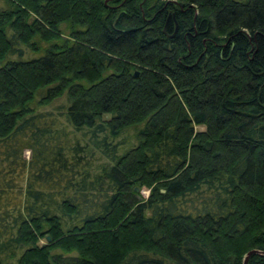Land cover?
Wrapping results in <instances>:
<instances>
[{
	"label": "trees",
	"instance_id": "obj_1",
	"mask_svg": "<svg viewBox=\"0 0 264 264\" xmlns=\"http://www.w3.org/2000/svg\"><path fill=\"white\" fill-rule=\"evenodd\" d=\"M0 2V264L264 253V0Z\"/></svg>",
	"mask_w": 264,
	"mask_h": 264
},
{
	"label": "rangeland",
	"instance_id": "obj_2",
	"mask_svg": "<svg viewBox=\"0 0 264 264\" xmlns=\"http://www.w3.org/2000/svg\"><path fill=\"white\" fill-rule=\"evenodd\" d=\"M46 109H49V107H46ZM194 129H195L196 132H199V131H203L205 128L203 126H195ZM24 156L26 157V159H28L29 156H30L29 152L28 151L25 152ZM139 193H140V196L145 200L148 197V195H149V190L146 189V188H141ZM39 244L40 245L46 244V241L44 239H41L39 241Z\"/></svg>",
	"mask_w": 264,
	"mask_h": 264
},
{
	"label": "water",
	"instance_id": "obj_3",
	"mask_svg": "<svg viewBox=\"0 0 264 264\" xmlns=\"http://www.w3.org/2000/svg\"><path fill=\"white\" fill-rule=\"evenodd\" d=\"M135 75L137 76L138 73L135 72ZM135 190L137 191V189H135ZM162 192H163V191H162ZM46 240H47V242H49V241H50V238L47 237ZM255 254L264 255V253L259 252V251H257V250H251V251H249V252L245 255V258L243 259V264H247L248 259L250 258V256L255 255Z\"/></svg>",
	"mask_w": 264,
	"mask_h": 264
}]
</instances>
